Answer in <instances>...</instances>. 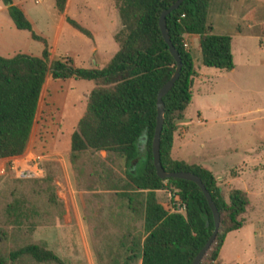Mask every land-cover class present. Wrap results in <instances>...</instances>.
I'll list each match as a JSON object with an SVG mask.
<instances>
[{"label": "trees", "instance_id": "16d2710c", "mask_svg": "<svg viewBox=\"0 0 264 264\" xmlns=\"http://www.w3.org/2000/svg\"><path fill=\"white\" fill-rule=\"evenodd\" d=\"M175 0H113L121 28L114 34L117 51L102 68L74 66L68 59L49 58L48 45L36 35L23 11L11 0H1L18 29L31 32L43 43L40 56L24 53L0 55V158L20 155L28 144L45 77L88 79L93 82L85 111L70 135L71 161L82 153L106 155L99 161V182L127 200L139 227H128V255L121 264H191L211 234L214 224L211 209L197 184L180 178L160 179L154 169L151 140L156 120L159 88L175 69L160 27V13ZM66 0H55L62 11ZM228 8L223 0H183L165 17L173 46L181 57V69L173 86L163 95V125L160 133V162L166 171L196 174L210 193L219 212L215 238L199 264H217L226 234L240 229L250 200L247 192L231 188L223 194L214 175L206 168L171 157L178 123L191 101L197 73L191 52L183 46L184 34L199 36L201 62L205 67L229 71L234 67L231 37L217 32L211 13ZM77 30H88L68 19ZM142 147V149H141ZM122 160V174L112 170L113 161ZM168 189L185 205L183 213L169 212L157 200L156 190ZM9 216H25L18 204L8 206ZM16 212V213H15ZM37 225L30 222V230ZM7 237L0 228V243ZM122 245V244H121ZM25 259L35 264H64L43 243H28L0 253V264H19Z\"/></svg>", "mask_w": 264, "mask_h": 264}, {"label": "rangeland", "instance_id": "374dc122", "mask_svg": "<svg viewBox=\"0 0 264 264\" xmlns=\"http://www.w3.org/2000/svg\"><path fill=\"white\" fill-rule=\"evenodd\" d=\"M223 2L227 3L228 8L220 13L222 16L227 11L233 12L240 19L254 16L255 20H261L258 28L264 32V1L258 5L247 1ZM215 14L217 13L213 10L211 17ZM43 25L41 22L35 24L33 32L36 35L41 34L48 44L51 28ZM243 39L241 45L247 47L250 55L253 54L250 61L235 53L234 71L205 68L220 74L214 87L222 89L224 93H220L222 96L213 97L219 104L220 115H229L230 112L227 111L239 114L236 116V124L228 120L231 125H212L207 133L211 147H229L236 149L234 155L246 157L243 151L258 142L260 153H264V65H260L257 60L258 40L251 35H245ZM236 44L233 45L236 47ZM20 45L22 50H28L34 55H40L43 48L40 41L30 38H21ZM15 48H8L10 54ZM188 50L192 54L194 64H197L195 49L188 47ZM261 57L264 58V53ZM197 75L198 72L195 77ZM235 83L239 85L238 89L232 88ZM52 91L51 89L50 93ZM47 92L45 84L31 135L24 150L43 154L44 176L20 178L14 172L0 176V228L7 234L6 239L0 243V253L5 255L8 251L28 243H43L60 257L64 264H121L128 255V227L125 226L127 216L120 202L122 197L112 190L106 191L101 185L103 183L99 182L98 173L102 169L99 165V154L86 152L71 161L69 154L49 150V137L57 134L59 122L55 109L46 101L49 95ZM227 95H232L233 99H228ZM221 107H225V110H221ZM241 112L245 113L240 114ZM249 166L250 164L246 165ZM238 167L242 168L244 165L240 164ZM238 167L234 169L235 172L239 171ZM112 170L120 176L123 170L122 160L115 159ZM248 170L243 175L244 178L236 181V184L219 183L216 180L225 195L229 189L235 188V185L240 189H243L242 186L247 187L250 191V204L243 214L246 225L228 232L224 239L221 256L224 264H264V178H257L264 176V159L256 166V171L259 172ZM251 175L256 178L251 180ZM81 189L88 192L81 194ZM80 195L84 199V207L80 202ZM159 195L161 200H167L169 190L161 189ZM10 204H18L21 211L26 213L25 216H9ZM31 221L37 223L33 230L29 229ZM136 226L140 228L139 223H136ZM6 264L13 263L8 261ZM19 264L35 263L25 259Z\"/></svg>", "mask_w": 264, "mask_h": 264}, {"label": "crops", "instance_id": "0c3cea01", "mask_svg": "<svg viewBox=\"0 0 264 264\" xmlns=\"http://www.w3.org/2000/svg\"><path fill=\"white\" fill-rule=\"evenodd\" d=\"M11 1L12 4L23 11L24 15L31 23L32 31H34V25L40 22L42 24L44 23L43 26L47 25L51 28V36L47 44L48 47H50V60L59 58L68 59L76 67L102 68L117 51L118 44L114 39V34L121 28V23L113 0H66L62 11L57 9L55 0ZM236 1H247L258 5L264 0H233V2ZM224 15L222 16V14L217 13L211 17V21L217 32L230 35L233 63L235 62V53L240 57L244 56L246 60L250 61V59H252L251 56L253 54L250 55L246 49L247 47L241 45L244 41V36L251 35V37L256 38L259 43L258 47H256L258 55L257 60L260 65H264V58L261 57V54L264 53V32L263 29L258 28L261 20L257 21L254 16L250 15L240 19L239 17L237 18L233 12L229 11ZM68 19L77 22L88 30L91 36H87L74 28L68 22ZM236 20L238 22L237 26ZM21 38L27 40L30 38L33 40L30 31L15 27L8 15L7 6L0 0V47H4L0 48V55L11 57L18 53H25L33 56L34 54L32 52L21 49ZM183 40L188 43V47H193L197 53V64L195 63V66H197L198 75L193 80L191 101L185 109L184 118L180 121L174 134L171 157L173 159L182 160L188 164H196L208 169L219 183L236 184V181L244 178L243 175H245L246 171H249L248 169H251L253 173L259 172V170L256 171V166L264 159V153L262 154L259 151V146L257 145L259 142L243 151V153L247 155L246 157L234 155L236 149L233 150L232 148L222 146H217V148L211 147L207 133L210 131L212 125L236 124L238 121L236 116L239 114L233 113V111H227L230 112L229 115H220L221 113L218 111L220 108L218 107L219 104L213 99L215 96H222L220 93H224L221 91L222 89H216V87H214L217 80L220 78V74L212 73L206 69L209 67L205 68V66L202 65L199 36L197 34H184ZM233 44L237 46L235 47ZM12 47L16 48L13 49L10 54L8 48ZM249 48L251 50V47ZM235 68L236 64L234 63V67L229 71L232 72ZM45 84L49 92L46 101L55 109V115H58L57 120L59 122L57 134L49 137V150L51 152L55 150L62 151L64 154H69L70 135L76 127L79 118L85 111L87 96L93 87V82L88 79L52 78L50 74H48L45 77L43 86H45ZM232 88L238 89L239 85L235 83ZM51 89L53 90L52 93H50ZM40 98L41 93L39 102ZM227 98L233 99V96L231 95V97H229V95H227ZM222 109L225 110V107H221V110ZM244 113L245 112H241L240 114ZM228 120H232V122L230 123ZM96 154H99L100 158L103 159L106 152L100 150ZM240 164H243L244 167H238ZM247 164H250V166L246 167ZM236 167H238L239 171L235 172L234 169H236ZM231 172L234 173L231 174ZM249 177L251 180L256 178L254 175ZM257 178H264V176ZM237 186L238 185H235L233 187L237 188ZM242 188L249 195L250 191L247 187L242 186ZM91 191L99 192L96 190ZM159 191L160 190L155 191L157 200L165 209H168V199L161 200V198H159ZM85 192H88V190H80L81 194ZM80 197V202L84 207V199L82 195H80ZM120 202L127 216L125 226H136V223H139L141 226L142 220L133 219L127 209L126 198L122 197ZM245 225L246 224L243 226ZM223 248L224 244L219 251L220 264H224L221 258ZM136 264H140V258H138Z\"/></svg>", "mask_w": 264, "mask_h": 264}, {"label": "water", "instance_id": "95a60500", "mask_svg": "<svg viewBox=\"0 0 264 264\" xmlns=\"http://www.w3.org/2000/svg\"><path fill=\"white\" fill-rule=\"evenodd\" d=\"M183 0H175L172 2L168 7H166L159 16V27L162 34V37L167 44V49L169 53L172 55L174 61H175V69L173 70L171 76L169 79L159 88L157 92L156 97V120H155V127L154 132L151 140V152H152V158H153V165L155 169L156 175L160 179H167L169 177L173 178H180L184 180H189L194 182L198 185V187L201 189L213 216V230L211 234L209 235L208 239L204 243V245L199 249L195 257L193 258L191 264H199L201 258L203 257L204 253L207 251L211 243L213 242L215 235L217 233V229L219 226V212L215 206V203L213 202L210 193L205 188L203 182L201 179L194 173L189 171H166L161 162H160V152H159V145H160V133L163 125V114H164V103L162 101L163 95L173 86L175 80L178 78L179 71L181 69V57L177 51V49L173 46L171 43L167 27H166V21L165 17L168 13L176 9L180 3Z\"/></svg>", "mask_w": 264, "mask_h": 264}, {"label": "built area", "instance_id": "2783aa9c", "mask_svg": "<svg viewBox=\"0 0 264 264\" xmlns=\"http://www.w3.org/2000/svg\"><path fill=\"white\" fill-rule=\"evenodd\" d=\"M183 46L188 49V43L182 40ZM20 178H41L45 174L43 154L24 152L17 156L0 158V176L13 173ZM169 212L183 213L185 205L169 191Z\"/></svg>", "mask_w": 264, "mask_h": 264}]
</instances>
